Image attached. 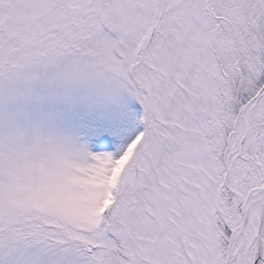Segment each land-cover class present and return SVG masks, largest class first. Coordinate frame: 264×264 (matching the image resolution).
<instances>
[{
    "label": "snow or ice",
    "instance_id": "6c2138e0",
    "mask_svg": "<svg viewBox=\"0 0 264 264\" xmlns=\"http://www.w3.org/2000/svg\"><path fill=\"white\" fill-rule=\"evenodd\" d=\"M0 264H264V0H0Z\"/></svg>",
    "mask_w": 264,
    "mask_h": 264
}]
</instances>
